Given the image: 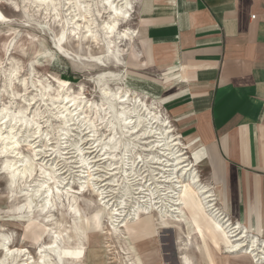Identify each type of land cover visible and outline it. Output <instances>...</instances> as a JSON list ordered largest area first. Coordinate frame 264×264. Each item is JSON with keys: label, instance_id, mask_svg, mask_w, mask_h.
Here are the masks:
<instances>
[{"label": "rangeland", "instance_id": "1", "mask_svg": "<svg viewBox=\"0 0 264 264\" xmlns=\"http://www.w3.org/2000/svg\"><path fill=\"white\" fill-rule=\"evenodd\" d=\"M134 1L137 3L132 19L121 28L136 27L139 0ZM53 2L55 7H59L56 8L57 13L55 7L41 6L36 0H0V118L7 115L8 118L3 120L16 122L17 130L12 133L19 145L16 155L12 154L14 150H9L6 156L0 157V264H38L42 257L49 264H214L213 254H216L218 264H257L249 256L226 252L227 240L223 233L204 214L194 191L185 183L189 176L182 177L175 167L169 166L172 161L166 151L152 150L149 145L152 140L141 132L134 134L129 128L125 129L115 117L121 105L117 100L111 101L103 96V89L119 91L125 87L124 81L120 80L126 71L137 77L138 70L131 65L125 67L132 61L128 53L121 58L122 68H117L112 59L102 54L105 40L101 27L110 19V13L103 9L100 0H88L91 9L89 20L94 21L102 40V49L97 47L92 52L86 44L76 43L71 34L73 25L66 23L67 19L71 22L74 16L71 0ZM61 32H64L63 37L59 36ZM26 96L40 106L36 114L45 122L39 131L43 137L40 142L46 152H36L39 145H32L35 134L26 135L28 129L25 124L14 118L17 106L24 104ZM73 99L77 116L70 115L73 109L68 102ZM132 105L127 104V107L131 109ZM32 107L30 104L29 108L20 107L19 110L27 113ZM59 107L63 109L59 110ZM163 110L169 115L166 105ZM61 121L67 128L61 125ZM77 125L79 129L93 127L97 133L107 131L111 134L105 136L108 144L104 146L108 149L104 155L109 156V160L94 158V153H89L83 144L72 139V133L78 131ZM172 125L174 133L182 138L181 144H187L190 138L183 126L176 122ZM25 140L29 143L25 144ZM3 147V142H0V150ZM125 147L128 152L123 156ZM188 151L191 153L186 154L185 159L189 160L191 156L197 164L193 154L198 151L190 144ZM29 153H34L39 159L29 156ZM21 156L33 163L36 174L17 177L14 181L13 169L8 167V163L20 160ZM124 163H128L129 168L135 163L137 171L145 179L135 177L132 171L125 176L121 169ZM40 169L44 170L43 175ZM193 170L203 183L210 182L207 161ZM50 174L52 179L48 181ZM44 183H48L46 190L40 188ZM143 185L146 188L140 194ZM49 190L52 191V200L49 198V206L45 207ZM186 194L191 197L188 210L194 222L184 206H175L177 200ZM157 202L163 212L174 209L173 213L167 214V220L180 224L181 229L174 224L161 229V220L155 215L158 230L150 236L149 242L144 240L143 244H132L125 225L135 219L138 205L146 208ZM115 210L121 212L119 220L114 216ZM149 213L150 216L154 214ZM52 241L66 247L62 249L65 261L56 260L58 256L51 252ZM7 249H20L25 253H14L7 258L4 257ZM67 259H73L72 263Z\"/></svg>", "mask_w": 264, "mask_h": 264}, {"label": "crops", "instance_id": "2", "mask_svg": "<svg viewBox=\"0 0 264 264\" xmlns=\"http://www.w3.org/2000/svg\"><path fill=\"white\" fill-rule=\"evenodd\" d=\"M137 5L125 67L138 80L126 71L125 87L167 106L207 161L219 206L264 239V0Z\"/></svg>", "mask_w": 264, "mask_h": 264}, {"label": "bare ground", "instance_id": "3", "mask_svg": "<svg viewBox=\"0 0 264 264\" xmlns=\"http://www.w3.org/2000/svg\"><path fill=\"white\" fill-rule=\"evenodd\" d=\"M36 2L39 3L41 6L47 5L45 3H42V0H36ZM71 2H72V9L74 10L73 11L74 16L71 19V22H69L70 20L67 19L66 23L68 25H69V23H71L73 25V26H71V28H72L71 34L75 37L76 43L86 44L88 46V49L90 48V51L93 50L94 48H97V47L102 49L101 48L102 47V40L100 39L99 32L96 30V27H94V23H93L94 21L89 20V16H91V9L89 8L90 5L88 3V0H86V1L71 0ZM135 3H137V2L134 0H100V4L103 5V9L107 10L110 13V16H109L110 19L108 21L106 20L103 25L101 24L102 25L101 30L103 31V38L105 40V46L103 48L102 54L105 56V58L112 59L114 61V63L116 64L117 68H122L121 67V58H122V56H124L128 53L129 49H127V47L130 46V48H132V50L134 51V40H136L135 37L137 36V32H136V30L129 28V27L121 28L122 27L121 25L127 24L128 22L131 21L132 15L134 13ZM39 4L37 5L38 7H40ZM56 4H58V3H56ZM48 7L50 8L49 5H48ZM56 8H59V7L54 8L55 12L57 10ZM94 10H95V8H94ZM95 14H96V16H98L97 12ZM59 36L63 37L64 32H61V34H59ZM62 41H63V38H62ZM72 41H73V39H72ZM58 48H60V47H58ZM83 50H86V49H83ZM86 53H88V52H86ZM67 55H69V54H67ZM104 56H103V58H104ZM86 59L84 58V60H86ZM95 62H98V61H95ZM146 71L148 72V70H146ZM129 78H130V80H133V81L138 80L137 77H134L132 75L129 76ZM120 81L121 82L124 81L123 76L121 77ZM106 84H107V82H106ZM103 90H104L103 91L104 94H102L103 96H105L107 99H109L111 101L117 100L119 102V104L121 105V109L119 108L120 110L118 112H116V114H115L116 115L115 117L119 120L121 126L124 127L125 129L129 128L130 131L134 134L141 132V134L146 136L148 139L152 140L149 143L152 150L160 149V150L166 151L168 153L167 155L170 156L171 161H172V164L171 165L169 164V166L175 167V170L179 171V173H181L180 175H182V177L183 176L186 177L187 175L189 176L188 181H185V183L189 188H191L194 191L196 197L199 200V203L202 207L204 214L207 217H209L210 221L212 223H214L219 228V230L223 233L225 239L227 240V243L225 244L226 252L229 254H233V255L234 254L246 255V256L251 257L253 262H255L257 264H263L264 263V239L259 238L258 236L250 233L248 231V229L246 228V226H244V224L241 222V220H238L236 222L233 219L232 215L227 214V212L222 210V208L218 204L217 189L215 188V186L211 182H209L208 184L203 183V181H202L201 177L198 175V173L196 172L197 173L196 174L195 172H193L194 171L193 168L197 167L201 164L200 155L198 153L193 154L196 158L197 164L194 163L195 161L191 160V156L189 158V160H191V161L186 160L187 157L185 159L184 156L186 154L191 153L188 151V143L183 144V145L181 144L182 138L180 135H176L174 133L173 125H172L173 121L171 120V118L168 117V115L165 114V111L163 110V106L158 101L150 100L146 96L138 94V93H136L132 90H129L125 87H123V88L121 87V89H119V91H115V92H112V90L109 88H105ZM45 93H46V91H45ZM58 98H59V96H58ZM52 99H54V98H52ZM149 101H151V102H149ZM75 104L76 103H75L74 99L68 102V106L71 109H75V111H76L77 108H75V106H76ZM127 104L128 105L133 104L132 105L133 108L130 109L129 107H127ZM112 106H113V104H112ZM61 109H63V108H60L59 110H61ZM65 110H66V108H65ZM71 116H73V115H71ZM75 116H77V115H75ZM7 118H8V116L6 115L2 119H7ZM14 118L21 119V117H16V115L14 116ZM124 133H125V131H124ZM7 136H8L9 140L15 139V141H16V136L12 132L8 133ZM109 142H111V141H109ZM16 143H17V141H16ZM10 146H11V144H9L8 151L9 150H14V151L16 150ZM180 148H182V150H180ZM94 152H95V149L93 150V153ZM127 152H128V150L125 147L122 155L125 156L127 154ZM23 161L26 162V166H25V163L21 161V159L17 160V161H13V162L11 161L8 163V167L13 169V172H11V175H12L14 181L16 179H18L17 177H19V178L20 177L21 178L26 177L25 176L26 170L31 173L34 169L33 163L30 164V162L28 161V158H24ZM137 161H138V158H137ZM14 168H15V170H14ZM121 169H122V172L125 176L128 174V171H132V175H134L135 177H142V175L137 171L138 167L135 166V163H133L130 168L128 166V163H124V164H122ZM179 173H178V178L181 177V176H179ZM129 175H130V173H129ZM143 179H145V178L142 177L141 180H143ZM40 188L43 189V184L40 185ZM145 188H146V185H143L141 187V189L139 190L140 194H142L141 192L145 191ZM147 191H149V189H147ZM124 193H127V191L124 190ZM50 200H52V199L50 198ZM190 200H191V197L186 194L185 197L181 198L180 200H177L175 206H178V205L184 206L185 210L189 214L190 220L194 222V219L192 218V216L188 210V207H190L189 206ZM49 203H50L49 202V196L47 195L46 200H45V207ZM156 204H158V202L155 204L153 203L152 205H150L146 208L142 207L141 205H138V208L135 211L136 212L135 219L130 224L125 225L124 228L127 232L126 234L129 236V238H132V240H131L132 244H136L139 242H141V244H143L144 242L145 243L149 242L148 239L150 238V236H153L155 234L154 231L156 232L158 230L156 227V223H155L156 222V220H155L156 216L155 215H158L159 219L161 220V223L159 224L161 229L165 230V229L169 228L171 224H174L175 227H177L178 229H181L180 224H177L175 222H170L169 220H167V218L169 217V215H167V214L173 213L174 209L172 208L173 210L169 209V210L163 212V210H160V207H158ZM121 205L124 206L125 204L121 203ZM49 209H50V207H49ZM149 212H151V214H153V213L154 214L150 216ZM236 212H237V210H236ZM119 213H121V212H119ZM119 213L117 212V210L114 211V216H115V218H118V220L122 216ZM185 223H186V220H185ZM114 235L116 236V234H114ZM55 238H58V237H55ZM117 238L119 239L118 236H117ZM117 238H115V239H117ZM142 241H144V242H142ZM152 241L153 240H151L150 242H152ZM6 243L4 245H6ZM58 243L60 244V242H58ZM5 247H7V246H5ZM63 248H66V247L59 246L56 244V241H52L51 252H53V254H56L58 256V259H56L58 262L65 261L63 259L64 258V255H63L64 250H62ZM180 250L178 249L179 252H180ZM211 250H212V248H211ZM14 253H25V252L23 250H20V249H17V250L7 249V253L4 257L8 258V256H12ZM42 255H44V254H42ZM49 256H50V254H49ZM76 256H78V253L76 254ZM212 257H213V263L218 264V262L216 260V254H213ZM4 260H5V258H4ZM72 260L73 259H69L68 261L70 263H72ZM40 261L41 262H39V263H41V264H49L48 262L46 263V261L43 260V257H42V259H40Z\"/></svg>", "mask_w": 264, "mask_h": 264}, {"label": "snow or ice", "instance_id": "4", "mask_svg": "<svg viewBox=\"0 0 264 264\" xmlns=\"http://www.w3.org/2000/svg\"><path fill=\"white\" fill-rule=\"evenodd\" d=\"M42 3L48 4L50 7H55L53 0H42ZM0 19H2V17H0ZM26 87L27 85L25 84V88ZM22 93H23V90H22ZM29 102L31 105L34 106L31 108L30 111L25 113L24 111L19 110L20 107L29 108L30 107ZM17 107H18V110L16 112V115L18 117H21V123L25 124V126L28 129L26 135H31L32 133L35 134V138L32 140V145L33 147H36V145H39V147H36V152H46V150L44 149L43 145L40 142L41 139H43V137H41V132L39 131V129L41 128L42 124L45 122L42 120L40 116L36 114L38 113L40 109L39 104H37L34 100H32L31 97L26 96L24 104L22 106L18 105ZM5 111L7 110L5 109ZM70 115H75V109L72 110V113ZM77 119H79V117ZM61 125L64 128H67V125L63 121H61ZM77 128H78V131L72 133V139L77 140L78 143L80 144H83L84 149L88 151L89 153H93V150L95 149L94 158L99 159L101 161L109 160V156L104 155V152L108 151V149L105 148L104 146L105 144L108 143V141L105 139V136L111 135V134L108 133L107 131L97 133L95 128L93 127H88L86 130H84V129H79V125H77ZM16 130H17V124L15 121L8 122L3 119H0V142H3L4 144L3 150H0V157L7 155L9 144H11V147L13 149L19 148V145L16 143L15 139L9 140L8 136L5 135V133L15 132ZM20 130L23 131V129H20ZM85 140H87L88 143H85ZM48 142L51 143L50 140ZM24 143L28 144L29 141L25 140ZM97 145H99V147H97ZM101 149H103V151H101ZM12 154L16 155V152L14 151ZM28 155L32 156L35 159H39V157H36L34 153H29ZM109 155H111V153H109ZM81 159H83V154H81ZM21 161L24 162L23 157H21ZM24 163L26 166V162ZM5 169H7L6 164H5ZM29 174L35 175L36 173L34 171L30 173L29 171L26 170L25 176L27 177ZM40 174L41 175L44 174L43 169H40ZM101 175H103V173H101ZM51 179L52 177L51 175H49L48 181H51ZM43 187L44 189H48V183H44ZM57 191H59L58 188H57ZM47 195L49 196V198H51L52 191L49 190L47 192Z\"/></svg>", "mask_w": 264, "mask_h": 264}]
</instances>
